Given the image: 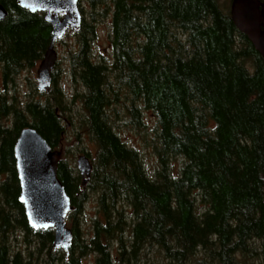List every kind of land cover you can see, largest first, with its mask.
Wrapping results in <instances>:
<instances>
[{
  "label": "trees",
  "instance_id": "1",
  "mask_svg": "<svg viewBox=\"0 0 264 264\" xmlns=\"http://www.w3.org/2000/svg\"><path fill=\"white\" fill-rule=\"evenodd\" d=\"M89 2L111 19L110 57L94 52L98 12L83 15L70 65L84 92L69 98L54 70L49 91L22 101L9 84L44 58L52 25L45 12L0 0V264H264V58L234 23L232 0ZM79 97L81 112L70 114ZM143 110L157 120L153 174L116 128L125 114L143 127ZM69 124L97 152L85 187L75 165L59 163L74 206L67 256L53 228L28 222L14 148L32 126L60 149ZM174 157L184 159L178 174ZM88 190L100 191L102 215L84 234ZM154 247L164 261L144 262Z\"/></svg>",
  "mask_w": 264,
  "mask_h": 264
},
{
  "label": "water",
  "instance_id": "2",
  "mask_svg": "<svg viewBox=\"0 0 264 264\" xmlns=\"http://www.w3.org/2000/svg\"><path fill=\"white\" fill-rule=\"evenodd\" d=\"M18 3L31 12H45L46 20L52 25L51 43L37 69L38 89L49 91L58 59L56 41L69 29H78L82 24L79 0H18ZM230 13L238 29L264 58V0H232ZM7 16V9L0 5V20ZM14 150L21 187L19 200L30 226L36 230L53 228L54 247L63 249L69 256L74 234L67 217L74 206L58 176L64 149H54L37 129L27 126L21 130ZM77 167L85 187L92 177L90 157L81 154Z\"/></svg>",
  "mask_w": 264,
  "mask_h": 264
},
{
  "label": "rangeland",
  "instance_id": "3",
  "mask_svg": "<svg viewBox=\"0 0 264 264\" xmlns=\"http://www.w3.org/2000/svg\"><path fill=\"white\" fill-rule=\"evenodd\" d=\"M81 7L83 8V15L91 19V14L93 11L98 12L99 18L101 17V6L94 8L89 0H81ZM230 5V1H228ZM98 22V35L97 39L93 43L94 52L97 56L104 54L107 57L111 55V19L107 16L100 18ZM56 51L58 53V59L56 62V73L59 79V84L65 90L69 98L75 93L84 92V88L74 80L72 75V69L70 65V51L71 49H78L76 43V33L75 30L69 29L66 34L56 41L55 44ZM40 64V63H39ZM39 64L31 70H25L20 73L15 84H9V91H15L18 98L20 97L22 101L27 98L37 97L35 89L37 85V69ZM0 89L4 90V85L2 82V76L0 72ZM74 101L69 103L70 114H76L77 110L81 112L80 97L75 98ZM122 105V104H121ZM124 105V104H123ZM122 105V107H123ZM129 115V114H128ZM125 114V119L120 121L119 126L116 127L122 138L132 147L137 148L140 151L141 158L147 169L151 174L154 173L155 168L158 165V155L156 151L157 136V120L154 114L149 110H143V118L145 125L141 128H136L133 124L129 123L127 119L130 118ZM72 117V116H71ZM70 117V118H71ZM74 117V116H73ZM77 117H74V121ZM79 126V124H77ZM68 139L64 143V156L63 159H67L68 162L77 167V159L81 154H87L91 158L93 164L95 165V158L97 152V145L88 135L82 138H76L74 136V129L71 124L67 126ZM182 157L172 158L173 173L178 174L183 165ZM87 201L85 202L82 212L78 217V226L81 228V232L88 234L91 231V222L95 216H101L102 213L99 209V190H88ZM130 213V210H129ZM68 222V221H67ZM68 226L71 227V223L68 222ZM115 252V251H114ZM144 262L153 263L158 261L163 262V255L159 254L156 248L147 249L145 255H143ZM93 261V256H85L82 258V264H90ZM144 264V263H142Z\"/></svg>",
  "mask_w": 264,
  "mask_h": 264
}]
</instances>
